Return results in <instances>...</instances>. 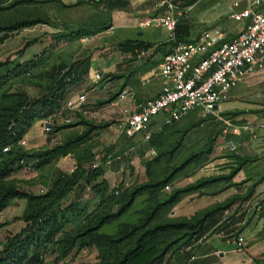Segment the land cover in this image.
Returning <instances> with one entry per match:
<instances>
[{
  "label": "rangeland",
  "instance_id": "rangeland-1",
  "mask_svg": "<svg viewBox=\"0 0 264 264\" xmlns=\"http://www.w3.org/2000/svg\"><path fill=\"white\" fill-rule=\"evenodd\" d=\"M15 1L4 3V0H0V8L8 7ZM53 7L57 6L53 5ZM47 8V5L33 3L0 10V27L22 19L45 18ZM50 22L48 26L37 25L15 32L0 44V63L6 62L4 68L7 67L8 70L11 69L17 74L3 85L0 92L2 93L0 94V108L12 105L15 98L13 96L8 98V95L36 98L47 92L51 85L50 69L39 62L41 58L47 57L49 50L59 41L53 38L55 29L76 32L94 31L97 24H101V21L91 19L86 24L73 25L75 26L73 29V26L69 27L56 20ZM29 64L32 69L26 73ZM17 65H20V70H16ZM242 87L243 84H238L231 90L229 100L219 105V111L231 112L229 101L232 93ZM113 96L115 97L111 95L109 98ZM101 103L97 106L100 112L93 117L78 119L70 126L53 125L50 133L44 132L42 124L37 135L30 139L23 136L21 140H24L26 144L21 146L18 142L15 148L34 153L64 146L69 141L90 131L80 144L67 147L66 155L56 157L40 169H35L33 165L21 167L15 164L11 167L12 172L9 176L0 181V185L42 196L52 191L58 194L62 190L61 184L65 179L59 180L60 176L68 178L76 175L78 183L82 185L79 186L81 189L78 193L84 189L93 193L91 187L100 183L105 173L108 180L114 183L110 190L118 189L120 192L131 191L143 184L163 182L161 187L151 194L137 197L124 215L99 230L100 233L117 237L122 223L144 225L122 244L116 246L104 242L95 244L87 238L78 241L72 252L63 259L61 258L62 251L58 247L48 246L47 250L43 251V259L45 264H116L122 253L135 245L138 235L145 234L148 238L154 231V242L159 249L170 244L169 249L165 250L162 262L186 264V262L183 263V259L181 260L180 251L184 241L193 242L187 234L188 229L182 226L173 229L165 225L176 227L185 224L189 218L193 219L190 202L185 200L181 204L174 203L168 206L163 203L176 192L189 190L185 192V195L198 193L200 183L218 178L223 179L226 176L227 167L236 168L239 161L234 159L226 148L231 136L228 132L229 125L223 120L198 116L195 113L175 126L156 131L151 141L144 143L139 137L126 139L118 132L116 121L119 115L112 112L117 109V104L112 107L110 103ZM239 115L240 113L235 111L222 116L231 118L232 123L230 124L240 125L243 121ZM101 117L102 121H100ZM177 143H179L178 148L172 150ZM118 156L120 160H116ZM96 170L102 171L103 176L94 177ZM231 172L232 170L229 175ZM210 184L211 182L204 187H209ZM53 187L55 188L51 190ZM76 189L78 190V187ZM70 194L61 201V205L69 203ZM185 195L181 194V198ZM122 196L113 194L108 202L102 205H98V199L92 202L90 198H86V203L81 206V210L86 211L64 228L65 235L75 234L96 215L115 212L118 203L122 201ZM91 207L94 208L91 209ZM88 208L91 209L90 214L87 213ZM93 211L97 213L92 214ZM27 212L26 202L22 200L10 201L8 206L0 212V251L6 237L18 233L24 226L23 218ZM156 227L157 229H154Z\"/></svg>",
  "mask_w": 264,
  "mask_h": 264
},
{
  "label": "crops",
  "instance_id": "crops-1",
  "mask_svg": "<svg viewBox=\"0 0 264 264\" xmlns=\"http://www.w3.org/2000/svg\"><path fill=\"white\" fill-rule=\"evenodd\" d=\"M12 1L15 0L5 2ZM34 1L36 5H47L46 17L52 22L56 20L72 27L97 19L101 21L97 27H106L90 36L59 43L49 50L47 57L40 59L39 63L50 69V77L58 79L64 76L74 82L68 87L63 103L73 96L85 95L83 110L77 113L73 122L97 115L100 112L98 104L111 95H116L110 103L112 107L118 103L117 95L125 91L136 98L155 95L160 82L156 78L146 79V75L157 67L173 45L168 38L169 33L157 19L161 14L159 5L162 0H59L66 7L53 2L43 3L45 0ZM186 5H191L192 9L189 17L180 19L175 28L178 40H193L202 30L214 26L223 29L227 40H230L243 28V23L233 21L230 15L246 9L248 1L186 0ZM146 18H152L150 26L139 28L137 23ZM71 31L74 30L58 28L53 34ZM126 41L132 45L141 41L151 44L148 57L138 62L133 53L119 46ZM96 75L99 79L95 78ZM242 84V88L232 93L229 101L231 112L220 111L225 116L237 111L243 121L238 125L237 134L230 133L235 149L229 152L239 161L236 168L227 167L223 179H215L209 187L185 195L177 202L181 204L189 200L192 216L225 206L209 217L192 244L180 251L181 260L186 264H264V72ZM117 105L112 112L119 115L127 102ZM50 121L56 126L71 125L64 124L62 115L51 117ZM42 123L43 120L34 123L26 137L30 139L37 135ZM103 179L112 188L114 183L108 180L106 173ZM86 191L78 193L79 189H74L69 202H78L80 206L86 203V198L95 202L96 196ZM91 209L88 208L87 213ZM191 246L193 251H187ZM191 255L194 259L189 261Z\"/></svg>",
  "mask_w": 264,
  "mask_h": 264
},
{
  "label": "trees",
  "instance_id": "trees-1",
  "mask_svg": "<svg viewBox=\"0 0 264 264\" xmlns=\"http://www.w3.org/2000/svg\"><path fill=\"white\" fill-rule=\"evenodd\" d=\"M5 1L6 0H4V3ZM48 2L57 3L62 7H66L61 4L59 0L43 1V3ZM33 3H35L34 0H17L11 3L8 7L0 8V10H7L21 4ZM39 24L50 25L51 22L47 17H34L18 20L6 26L0 27V44L6 41L14 32ZM105 28L106 27L101 26L97 27L94 31L81 30L80 32L78 31L79 33L71 31L62 35L55 34L53 35V38L58 39L59 41H57L56 44H59L75 38L90 36L94 32H99ZM119 46L122 50L131 53H134V50L151 48V44L143 41L138 42L135 45H132V42L130 41H126ZM5 64L6 62L0 63V92L2 91V87L5 82L8 81L9 78L17 75L16 72L11 71V69L8 70L7 67L4 68ZM20 69V65H17L16 70ZM31 69L32 66L29 64L25 72L29 73ZM50 79L51 85L48 87L45 94L36 98H29L24 95H8V98H11L12 96L15 98L12 105L0 108V181L9 176L12 172L11 167L15 164L21 167L25 165H33L35 169H40L46 166L56 157L66 155L67 147L70 148L74 144H80L90 132L87 131L78 136L76 139L69 141L64 146L55 147L48 151L27 153L15 148V145L20 142L23 136H26L34 123L60 115V107L64 101L68 87L74 82L64 76L58 79L56 76L50 77ZM56 79L58 81H56ZM115 97L113 96L101 104L111 103ZM53 125L54 124H52V127ZM175 125L177 124L164 126L161 129H166ZM154 134L155 132L152 134L151 139ZM178 146L179 143H177L172 150L177 149ZM5 149L9 150L5 151ZM71 176L72 177L68 178L66 176L59 177V180H65L62 182V190L58 194H56L55 191H52L45 195L38 196L9 186L0 185V212L5 209L12 200L25 201L28 209V212L23 218L24 227L21 228L18 233L6 237L4 246L0 251V264H45L43 251H46L48 246L52 248L58 247L59 250L62 251L61 258L63 259V257L72 252L78 244V241L87 238H90L91 242L95 244L104 242L110 244L111 246L120 245L127 240L128 237L135 235L136 232L144 225L122 223L121 231H119L118 235H116L117 237L100 233L99 230L104 225L110 224L124 215L131 208L137 197L144 194L149 195L163 184V182L143 184L133 188L131 191L120 192L118 189L110 190L107 181L102 177L100 183H96L93 187H91L92 191L99 200L98 205L107 203L111 195L116 194V191V195H123L122 201L118 203L116 211L113 213L96 215L75 234L65 235L64 228L70 224L74 218L81 217L86 211L81 210V206L75 201H71L64 206L61 205V201L65 199L74 189L77 187L79 191L81 189L79 186L82 185L80 182L78 183V177H76V175ZM100 176H103V172L96 170L94 177L98 178ZM214 180L215 179L200 183L198 185V190L204 188V185L214 182ZM54 188L55 187L51 190ZM185 192H189V190L176 192L163 204L168 206V204L179 202L181 194L185 195ZM224 207L225 206H222L219 209L217 207L215 209H208L197 213L193 216V219H187L188 221L183 225H177L176 227L175 225H165V227L174 229L178 226H182L187 228V234L193 240L200 234L204 222ZM90 213L91 212H89V214ZM93 213L96 214L97 211H93L92 214ZM154 229H157V227ZM153 232L154 231L150 233L148 238H146L145 234L138 235L135 245L122 253L116 264H162V258L170 244L163 249H159L158 246L155 245V235ZM191 243L192 242L190 240L184 241L182 243V249Z\"/></svg>",
  "mask_w": 264,
  "mask_h": 264
},
{
  "label": "built area",
  "instance_id": "built-area-1",
  "mask_svg": "<svg viewBox=\"0 0 264 264\" xmlns=\"http://www.w3.org/2000/svg\"><path fill=\"white\" fill-rule=\"evenodd\" d=\"M247 1L246 9L230 15L233 21L243 23L240 32L230 40L223 29L214 26L202 30L193 40L181 41L174 31L180 19L189 17L192 6L186 5V0H162L157 19L169 33L173 45L157 67L146 75V79H158L160 87L152 98H136L127 91L117 95L116 104L127 102L116 121L119 133L126 139L139 137L141 142L149 143L154 132L178 124L195 113L223 120L230 127L229 133H238V125L230 124L232 120L222 116L219 105L229 100L231 90L238 84L264 72V1ZM151 21L152 18L143 19L137 26L145 29ZM150 51L151 48L134 50L133 55L138 62H143ZM95 78L99 79V75ZM84 104V94L65 101L60 107L64 124H72ZM50 119L43 120L45 133L52 131ZM19 144L23 146L26 142L21 140ZM227 149H235L231 139L227 141ZM116 160H120V156ZM187 251L192 252L193 247H188ZM193 259L191 255L188 260Z\"/></svg>",
  "mask_w": 264,
  "mask_h": 264
}]
</instances>
